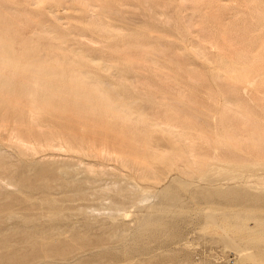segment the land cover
<instances>
[{"label":"rangeland","instance_id":"obj_1","mask_svg":"<svg viewBox=\"0 0 264 264\" xmlns=\"http://www.w3.org/2000/svg\"><path fill=\"white\" fill-rule=\"evenodd\" d=\"M0 76V264H264V0H0Z\"/></svg>","mask_w":264,"mask_h":264},{"label":"bare ground","instance_id":"obj_2","mask_svg":"<svg viewBox=\"0 0 264 264\" xmlns=\"http://www.w3.org/2000/svg\"><path fill=\"white\" fill-rule=\"evenodd\" d=\"M89 1V0H88ZM90 7H94L92 4L90 5ZM37 32V31H36ZM41 32V31H40ZM44 33V32H43ZM38 34V33H37ZM45 34H47V33H45ZM84 37V36H83ZM35 38V37H34ZM53 38V37H52ZM30 40V39H29ZM39 44V43H38ZM161 46V45H160ZM138 47V46H137ZM233 48V47H232ZM57 52V51H56ZM9 71V70H8ZM167 71V70H166ZM15 72V71H14ZM4 73V72H3ZM1 77V76H0ZM4 77H5V75H4ZM36 82V81H35ZM51 84V83H50ZM18 85H19V82H18ZM48 85L49 84H47L46 86L48 87ZM50 86V85H49ZM110 86V85H109ZM51 87V86H50ZM28 89V88H27ZM14 90V89H13ZM16 90V89H15ZM14 90V91H15ZM51 90V89H50ZM13 91V92H14ZM49 91V90H48ZM10 92H12V91H10ZM86 93V92H85ZM23 96H24V94H23ZM33 102V101H32ZM228 104H230L231 102L229 101V102H227ZM32 104V103H31ZM34 104V103H33ZM40 104V103H39ZM88 105V104H87ZM227 106V105H226ZM236 106H237V104H236ZM174 107V106H173ZM170 108V107H169ZM229 110V109H228ZM234 111V110H233ZM129 112V111H128ZM184 112H186V111H184ZM30 114V113H29ZM129 114H130V112H129ZM29 117V116H28ZM139 117V116H138ZM143 117H144V115H143ZM146 117V116H145ZM155 118H156V115H155ZM136 119H138V118H136ZM144 119V118H143ZM143 119H142V121H143ZM149 118H148V116H147V118L145 119V123L146 124H149V120H148ZM154 119V118H153ZM161 119H162V117H161ZM139 120H141V117H140V119ZM33 122V121H32ZM151 123H152V126H161L162 127V130H164V131H167V132H173V133H175V135L180 139V140H182L183 138H184V134H182V133H180V130L178 131V128L174 125V124H172L170 121H168V120H165L164 121V123L163 124H165V125H162L161 124V122L160 121H155V120H153V122L151 121ZM16 127V126H15ZM25 127V126H24ZM44 131V130H43ZM52 131V130H51ZM34 134V133H33ZM44 134V133H43ZM19 135V134H18ZM28 135V134H27ZM45 135V134H44ZM46 136V135H45ZM49 136V135H48ZM47 136V137H48ZM190 136V135H189ZM16 137V136H15ZM45 139V138H44ZM48 139V138H47ZM102 139V138H101ZM106 139V138H105ZM123 139V138H122ZM186 139V138H185ZM188 140H189V138H187ZM190 139H192V138H190ZM21 140V139H20ZM79 140V139H78ZM193 140V139H192ZM192 140L190 141V143L192 142ZM32 141V140H31ZM108 141V140H107ZM48 143H49V141H47ZM47 142H46V144H47ZM68 142V141H67ZM94 142V141H93ZM189 142V141H188ZM28 143V142H27ZM33 143V142H32ZM51 143V142H50ZM72 143V142H71ZM193 144V143H192ZM23 145H25V144H23ZM31 145V144H30ZM73 145V144H72ZM71 145V147H73ZM79 145H80V143H79ZM106 145V146H105ZM104 145V147H103V149H102V152H104L105 154H109V155H114V156H118V158H119V156L121 155L120 153H119V151H117V150H113V148H111V146H107V144H105ZM28 146V145H27ZM33 146V145H32ZM47 146V145H46ZM48 146H50L49 144H48ZM47 146V147H48ZM25 147V146H24ZM44 147V146H43ZM81 147V146H80ZM33 148H34V146H33ZM32 148V149H33ZM73 148H75V147H73ZM111 148V149H110ZM35 149V148H34ZM75 151H78L77 150V148H75ZM190 157H194L195 155H194V153L193 152H190L189 154H188ZM122 157H123V155H121ZM120 156V157H121ZM124 157H127V156H124ZM127 158H130V157H127ZM195 158H196V156H195ZM47 159V158H46ZM53 159V158H52ZM51 159V160H52ZM121 159V158H120ZM73 160V159H72ZM65 176V175H64Z\"/></svg>","mask_w":264,"mask_h":264},{"label":"crops","instance_id":"obj_3","mask_svg":"<svg viewBox=\"0 0 264 264\" xmlns=\"http://www.w3.org/2000/svg\"><path fill=\"white\" fill-rule=\"evenodd\" d=\"M206 31H207V30H205V31L203 32V35L205 34ZM204 38H205V37H204ZM205 40H206V39H205ZM195 76L197 77V81H199V82H200V81H203V79H201L200 76L198 77V75H196V74H195ZM198 78H199V79H198Z\"/></svg>","mask_w":264,"mask_h":264}]
</instances>
